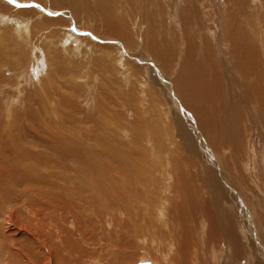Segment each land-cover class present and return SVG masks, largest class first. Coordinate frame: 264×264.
I'll list each match as a JSON object with an SVG mask.
<instances>
[{"label":"rangeland","instance_id":"1","mask_svg":"<svg viewBox=\"0 0 264 264\" xmlns=\"http://www.w3.org/2000/svg\"><path fill=\"white\" fill-rule=\"evenodd\" d=\"M60 2L65 5L61 6ZM7 16L11 23L19 20L23 24L31 23L34 34L36 28L42 31L44 40L39 41L42 47H45L46 35H58L55 37L58 40L61 34L68 32L73 35L66 42L70 54L83 46L80 42L84 44V54L79 57L83 64L77 63V67H90L91 86L98 94L97 107L110 110L111 118L107 113L102 116L120 124H113L115 130L108 141L110 150L116 154L108 151L110 157L100 164V170L111 173V179H122L119 166L108 172L105 164L109 167L114 160L124 164L128 155L130 168L142 169L136 163L140 164L139 160L145 155L148 162L145 165L149 166L145 168L155 170L154 183L150 185L167 200L162 203L157 195L160 204L157 207L160 210L168 207L169 226L178 224L176 240L182 244L181 248L194 254L198 245V250L210 251L213 256L211 262L199 258V254L197 258L191 256L189 264H232L235 251L240 255L238 264H264V203L259 199L264 194H260L258 187L264 160L261 164L243 156L246 171L242 173L235 143L238 124H253L246 138L240 135L244 142L247 140L250 144L249 136L251 145L258 148L264 141L259 137L264 128V0H0V17L3 18L0 25L5 24ZM7 25L4 26L10 30L14 27ZM39 44L38 48L42 49ZM62 45L60 43L58 49ZM90 48L94 49L91 50L93 56H90ZM51 51L54 55L61 54V58L68 57V53L60 50ZM112 55L114 59L122 58L127 69L116 67L110 59ZM70 59H74V55H70ZM1 68L0 100L7 92L13 99H21V96L37 99L40 106L46 102L40 99L38 88L19 76V67L9 63L3 71ZM64 70L56 71L59 79L54 77L56 86L62 89L55 92L57 96L50 91L62 104L57 101L56 108L48 107V111L60 112L59 119L54 115L50 118L44 111L48 123L53 126L60 119L66 122L73 118L85 125L90 120L102 133L105 119L100 118L95 106L87 104L84 83L76 82L78 90L84 93L83 98H78L82 95L76 93V85L68 75L70 70L67 66ZM96 77L99 80H95ZM21 92L24 94L18 95ZM91 98L94 102V94ZM140 102L150 108L148 115L141 111ZM10 105L13 110L17 106L14 102ZM225 122L232 124V130L225 129ZM126 123H130V129L122 136L117 127H126ZM257 124H262L260 131ZM41 127L48 130L43 124ZM142 133L151 135L152 142H149L153 149L146 146L143 151L139 142L145 144L143 140L148 135ZM96 153L102 155L103 149L98 148ZM117 153H122L123 161L112 158L113 155L118 157ZM256 170L257 181L253 178ZM168 176L171 179L166 181ZM142 207L141 203L138 211L145 214ZM154 217L158 216L154 214ZM149 225H143V239L149 241L148 238L156 236L163 241L167 235L166 243L169 242V228L158 225V230L153 232ZM238 239L240 245L235 247ZM147 241L145 245L149 249ZM185 243L190 246H184Z\"/></svg>","mask_w":264,"mask_h":264},{"label":"bare ground","instance_id":"2","mask_svg":"<svg viewBox=\"0 0 264 264\" xmlns=\"http://www.w3.org/2000/svg\"><path fill=\"white\" fill-rule=\"evenodd\" d=\"M64 5L61 3V6ZM27 17L29 18V16ZM36 17L39 16L36 15ZM2 19L0 17L1 22ZM4 22L5 24L0 25V50H2L0 52V68H3L1 70L6 69L9 63L19 67V76L28 80L26 81L27 84L33 85L35 89L38 88L40 99H44L46 102L40 106L41 103L38 105L37 99L32 100L27 96H21V99H13V96L7 92H4V99L0 100V264H189L188 260L191 259V256L197 258L198 254L199 258H207L211 262L213 256L210 251L202 252L198 250L200 248L198 245L196 247L194 245L196 249L193 252L195 253L192 254L191 252L190 254L189 251H185V247L181 248V243L177 242L176 227L178 224L172 223L169 226L168 207L162 208V210L157 207L160 205L157 202V195L160 193L153 191L154 186L150 185V182L153 181L154 183L155 170L148 171L145 168L148 165L145 155H140L142 156L141 159L139 158L140 164L136 163V165H141L140 167L144 171L140 168L137 170L130 168V162L127 161L129 160L128 155H125V166L122 162L115 163V160L109 167L105 164V168H109L108 172H113V168L116 166L120 167L122 179L115 177L117 183L113 184L116 180L111 179V173L109 175L106 169L100 170V164L110 157L107 152L115 153V151L110 150L112 147L108 143L109 135L112 130H115L112 128L114 127L113 124L118 126L120 124L102 116L107 113L111 118L110 110L97 107L99 103L97 101L98 94L94 90L95 88L92 89L91 86L90 67L85 65L82 69L77 67L83 64L79 57L84 54V44L80 42V45L83 46L73 50L74 59H70V55H73L69 53L70 49L66 42L69 41L70 36L73 37L71 33L61 34V37L55 40L58 35L55 36L54 33L50 32L55 37L46 35L45 47H42L43 45L41 46L39 41H42L43 37L41 38V36L44 33L36 28L34 34V28L29 25L31 23L23 24L21 20L11 23V18L8 16ZM7 24L14 26L12 30L4 26ZM76 41L78 40L76 39ZM60 43L63 45L60 47L61 49H58ZM37 44L42 49L38 48ZM51 49L60 50L64 54L68 53L67 59L61 58V54L54 55L55 53ZM91 50L94 49H89L90 56H93ZM110 59L119 69H127V66H123L122 58L114 59L112 55ZM70 60L72 62H69ZM99 62L102 64V61ZM64 66L69 68L70 74L68 75L72 77L73 84L76 85L78 81L84 83V93H88L87 104L90 103L92 107L95 106L100 118L105 119V127L104 130H101L102 133L96 130L97 125L96 127L91 125L90 120L85 125L78 123L79 121L73 118H69L66 122L60 119L53 126L48 123L46 114L50 118L54 115L59 119L60 112L48 111V107L51 106L53 109L59 101L62 104V101L54 98L50 91L56 95L55 92L62 89L56 86L57 82L54 81V77H58L56 71L65 72ZM95 80L99 79L96 77ZM75 90L78 91L76 93L82 95L78 98H83L84 93H81L80 88L78 90L77 85ZM148 93L150 94V92ZM20 94L24 93L21 92L18 95ZM35 94L37 95V93ZM93 94L94 102L91 101ZM11 102L17 105L14 110L10 105ZM25 102L27 104H24ZM140 103L141 111L148 115L151 111L150 108L147 109L146 105H142L143 102ZM21 108L23 114L20 113ZM42 124L48 129L47 131L41 127ZM129 124L126 123V127H117L122 136L128 134ZM238 125L240 127H237V130L235 128L237 133L235 143L238 150L236 152L239 158L237 162L240 161L241 172L244 173L246 171H244L246 163H243L245 157L249 161L255 160L263 163L264 141L258 148L251 145L249 136L247 139L250 144L247 143V140L244 142L240 135L246 138L250 131L249 128L253 124L249 126L248 124ZM261 125L257 124L259 131ZM80 127L84 132L80 130ZM106 127L110 130L107 131ZM225 129L227 131L232 130V124L229 125L228 122H225ZM143 135L146 137L148 135L147 138L142 139L145 144L139 142L144 147L143 151H146V146L153 149L154 147L150 143L152 142L151 135L148 133ZM35 137L38 139L34 140ZM93 137L96 138L95 141L92 140ZM259 137L264 138V128L262 132L260 131ZM98 148L103 149L102 155L95 154ZM117 154L118 157L113 155L112 158L123 161L122 153ZM243 156L244 158H242ZM152 161L154 163V158ZM145 162H147L146 165ZM115 171L117 172V169ZM260 171L262 181L259 182L258 187L261 188L260 194H264V165H261ZM168 172L170 171L168 170ZM183 176L185 175L183 174ZM169 177L165 180H170ZM257 177L256 170L253 177L255 181H257ZM115 184L117 187L113 186ZM163 184L162 181L161 186ZM168 185H171L169 181ZM164 190L163 187V193ZM158 196H160L162 203H166L167 200L165 201L166 197L163 194ZM259 199L260 203H264V195ZM141 203L143 204L141 211L145 214L139 212ZM161 205L163 206V204ZM172 206L175 208L174 205ZM154 214L158 217H154ZM148 224H150L148 227L153 232L158 230V225L163 228L166 227L167 230L169 228L171 240L169 239V242L166 243L167 235L163 241L156 236L148 238L149 241L143 239L145 234L143 225ZM234 232L236 231L234 230ZM146 241L151 248L147 249ZM187 241L191 242V240L184 242ZM230 242L232 243V241ZM239 242V239L235 240V247L240 245ZM184 246L190 245L185 243ZM178 247L183 252H179ZM235 253L236 251L233 253L235 258L230 261L232 264H238L237 260H240L239 253Z\"/></svg>","mask_w":264,"mask_h":264}]
</instances>
